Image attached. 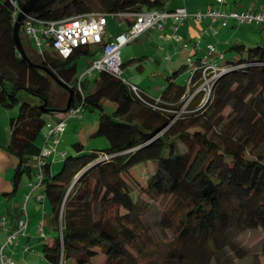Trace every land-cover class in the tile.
<instances>
[{
    "label": "trees",
    "instance_id": "trees-1",
    "mask_svg": "<svg viewBox=\"0 0 264 264\" xmlns=\"http://www.w3.org/2000/svg\"><path fill=\"white\" fill-rule=\"evenodd\" d=\"M171 1L69 0L40 18L173 11ZM13 10L9 0H0V107L18 108L9 120L6 147L19 160L11 195L25 178L37 181L48 117L59 122L76 109L80 115L97 112L89 139L108 143L88 150L76 142L57 172L51 158L43 166L42 194L59 233L50 242L43 239L45 264H93L100 254L104 264H263L264 239L256 253L238 237L248 230L264 232V43L231 45L227 52L235 58L226 62L229 69L212 83L204 102L200 68L190 84L177 82L187 63L167 76L159 98L108 71L97 72L88 89L78 76L79 59L100 55L104 45L96 52L80 47L65 58L48 41L49 50L34 55L21 28L30 62L74 91L68 107L70 91L61 87L63 101L53 78L19 53ZM132 23L127 19V27ZM190 94L195 97L185 102ZM150 163H156L155 171L142 184L133 171ZM15 214L17 222L25 215L22 209ZM162 244L157 258L145 260Z\"/></svg>",
    "mask_w": 264,
    "mask_h": 264
},
{
    "label": "rangeland",
    "instance_id": "rangeland-1",
    "mask_svg": "<svg viewBox=\"0 0 264 264\" xmlns=\"http://www.w3.org/2000/svg\"><path fill=\"white\" fill-rule=\"evenodd\" d=\"M29 0H21L22 4H27ZM69 1V0H68ZM66 1L65 3H67ZM197 2V6H203L200 9L206 10L209 5L214 4L211 7H216V8H221L222 10L226 11H236V10H242L250 7V4L252 2H256L259 6H262L264 9V0H225L224 5H217L215 3V0H195ZM64 3V4H65ZM118 18H115V21L113 18H109V34L111 33H116L119 32L120 30H124L122 28V23L119 24ZM219 23H217L218 25ZM154 33V44L156 45L155 47L157 48L154 50V52L149 53V51L153 50L154 48L151 49L150 45V40H147V34L140 37L137 42H132L129 45L125 46L121 50V61L122 63H126L130 61L133 58H138L140 56H143L142 51L148 55L149 57L145 59L142 62V65L145 66V70L143 72H138L136 66L137 64L130 65L125 71L121 73V77L128 82H131L133 84H136L140 86V88H143L146 90L149 95L152 98L158 97L161 93L160 91V86L165 84V75H170V69L171 72L177 71L180 66L184 63L186 64V56L182 54V51L184 50L182 47H180V55L176 56L174 55V49H170L168 52V55H166L167 52H162L161 45L160 43L157 42V37H158V30H153ZM229 35H233L230 36ZM218 37H220L218 40L214 41L215 45L218 47L216 52L213 54V56L208 55V49L207 47L202 48L201 54H202V61L200 62H195L192 65V68H202L204 65H206L208 62H211L213 60L215 63L218 64L220 67H224L226 62L229 60H234V56L232 53L227 52L228 49L231 47V45L235 43L239 44H247L250 46H256L260 43H264V25H256L253 23L249 24H242V25H237L235 22H231L230 25L226 28H221L218 33ZM23 38L24 41L29 42V38L23 33ZM224 39L223 43H221L220 39ZM205 39H209L208 37H205ZM146 40V41H145ZM230 42V43H229ZM179 45V44H177ZM206 46V45H205ZM29 49L31 53L34 55L38 54V48L35 46V44L31 41L29 44ZM95 49H99L96 47H92V50L95 51ZM183 49V50H182ZM44 50H49V45L48 43L45 45ZM190 50V48L188 49ZM223 50V51H222ZM221 51H222V56H221ZM158 53V63H152L151 58L155 56V53ZM162 52V53H161ZM157 55V54H156ZM170 56L173 57V61L169 62L168 58ZM97 55L93 54L92 56H83L79 59V66H78V76L81 78V80L84 83H89L92 87L94 85L95 77L97 75V72H94L92 75L86 74L87 69L92 66L93 61L96 59ZM193 60L195 58L193 57ZM190 66L186 69L184 73H182L178 79L177 82L179 84H188L187 81L190 78ZM210 76H208L207 80L209 79ZM204 87H207L205 85ZM55 91L60 97L63 99V101L66 100L67 96L63 92V89L56 85L55 86ZM89 91H86V93ZM211 92V91H210ZM210 92L206 91L205 97H204V102L209 99ZM191 96L186 97L185 102H187L189 99L190 101L195 97V95L190 94ZM184 111V110H183ZM18 113V108L14 109L13 111H8L0 107V132L1 134L3 133L2 131V124L6 122L7 119V124H9L10 117L13 115H17ZM181 113V112H180ZM179 113V114H180ZM228 113V112H227ZM81 118L79 117H71L70 119L67 120V126H66V131L63 135H60L57 137L59 141V145L57 146V151L55 154L52 155L51 159L54 160L53 162V168L54 171L57 172L61 168V164L63 162V157L61 156L62 152H73V147L72 145L75 144L76 142H82L85 144L86 148L89 149H104L108 147V143L104 139H89L92 133L96 130L97 124H98V113H92L89 111H83L81 113ZM46 132V129H45ZM156 168V163H150L148 165H139L137 168L134 169L133 175L135 179L142 183L145 184V181L147 179V174L149 172H154ZM33 202L37 204L36 210H33ZM20 206L22 208L25 207V199L21 201ZM157 206H162L161 202L157 200L156 202ZM28 211L29 214L32 215L33 211L36 213H33L34 217L31 216V228H35V222L34 220L36 219V227L37 225L39 226L40 222L45 220V217L47 218L48 224H49V229L47 228V231L45 232L48 234V238L46 239H53V237L58 236L59 233L58 231H54L53 226L51 224V217H52V212H51V207L49 204V201L47 199L44 200L43 203L41 201H35L33 198L29 202L28 206ZM47 209V214L44 213V211ZM30 228V229H31ZM39 229V227H38ZM31 236V240L29 243V251L24 250L22 247L16 248L14 247L16 245V240L15 242L10 245L6 251L9 252L10 249L13 248L14 254L13 257H11L12 261L14 264H45V260L43 258V236L41 233L37 232V228L33 229V231L29 232ZM28 233V234H29ZM169 241L173 239L172 236L168 237ZM264 239V232L261 229L258 230H248L242 234L239 235L238 241L245 247L253 250V252L258 253V247L260 242ZM165 240L164 243L167 244L166 238L163 239ZM25 244L26 240H22ZM20 242V241H19ZM19 245V244H18ZM23 245V243H22ZM165 246L162 244L161 247H154V249L150 252H148V255L145 257V260H152L154 258L158 257V250H164ZM254 256L252 257V259ZM262 263L264 264V259L261 258ZM105 263V256L104 255H99L97 258L93 260V264H104ZM69 264H74V263H69Z\"/></svg>",
    "mask_w": 264,
    "mask_h": 264
},
{
    "label": "built area",
    "instance_id": "built-area-1",
    "mask_svg": "<svg viewBox=\"0 0 264 264\" xmlns=\"http://www.w3.org/2000/svg\"><path fill=\"white\" fill-rule=\"evenodd\" d=\"M13 10V18L16 22L22 9L21 0H9ZM225 0H215L217 5H224ZM122 20V23L127 25V19L132 20L130 27L126 26V30L114 36L113 39L108 42H104V37L107 32V26L109 17L102 13H91L71 18H66L60 21H44L36 14H30L23 20L24 34L35 44L38 48V53L42 54L46 43L49 41L52 47L60 55L67 58L73 51L80 47H102L101 56L93 61V64L87 70L86 74L89 76L94 72L108 71L115 75H121L122 61L121 50L136 41L144 33L152 28H157L160 31L164 30V27L169 20L175 22L173 40L177 44H181L182 48L188 50L190 48L188 43H183L182 38L178 36V28L183 25L186 19L194 20L198 23L209 22L210 25L219 23L223 28L230 25L231 22H235L237 25L253 23L256 25H264V10H243V11H226L221 8L210 7L206 11H199L196 13H189L186 8L179 7L173 11H149L143 13H128L118 16ZM161 38H164L161 36ZM216 52V47H208V55L213 56ZM186 63L190 66V78L187 83H191V77L194 75L196 69L192 68L195 63L193 56L190 55L186 59ZM203 83L198 91L210 92L212 89V83L218 78L220 74L226 72L229 68L226 65L223 67L218 66L213 60L208 62L202 68ZM209 79L207 80V78ZM207 85V87H204ZM136 94L138 88L133 86ZM71 117H79L80 109L73 110L69 116L59 122H48L46 125V132L44 133V143L41 154L36 158L38 166V174L36 183H31L33 190L42 189L43 173L42 168L46 161L49 160L53 154L57 151L59 141L58 136L63 135L66 131L67 120ZM64 157L65 153H61ZM31 194L26 198H30ZM39 200L44 199V195L41 193L38 196ZM26 209L24 208V212ZM7 222L6 217L2 218V224L5 226ZM28 228V218L21 219L18 222L17 229L10 233L4 246L0 249V264H14L12 259L5 253L9 245H12L15 240L16 245L19 244L21 238L26 237V230ZM29 250L28 247L25 248Z\"/></svg>",
    "mask_w": 264,
    "mask_h": 264
},
{
    "label": "crops",
    "instance_id": "crops-1",
    "mask_svg": "<svg viewBox=\"0 0 264 264\" xmlns=\"http://www.w3.org/2000/svg\"><path fill=\"white\" fill-rule=\"evenodd\" d=\"M213 5L214 4L209 5L208 8H210ZM169 7L171 9L184 7L187 9V11L189 13L206 11L208 9V8L206 10H204V8L200 9L203 6H199V5L197 6V2L195 0H172L169 4ZM243 10H264V9L262 6H259L254 1L250 4V7L246 8V9L238 10V11H243ZM113 19L115 21V18H113ZM118 21H119V24L122 23V20L119 18H118ZM126 26L124 23H122V28H124V30H120L119 32H116L115 34L114 33L109 34V29H108L109 23H108L107 32L105 34V39L107 41L113 39L114 36H116L117 34L124 32L126 30ZM174 26H175V22L173 20H169V21H167L163 31H160L159 29H157L158 30L157 42L160 43L162 52H167L166 55H168V52L172 48V49H174L173 50L174 55L178 56V55H180L179 50H180V47H182V45L181 44L177 45V43L173 40V35H174V29L173 28H174ZM221 28L222 27L219 24L218 25L217 24L210 25L209 22L198 23L194 20L186 19L184 21L183 25H181L177 31L178 36H180L182 38V42L188 43L190 46V50H185V49L183 50L182 49L183 50L182 54L184 56H186V59L190 55H192V56L196 55V57H194L195 58L194 62L202 61V54H201L202 48L207 47V49H208L209 46H214V47H216V50L218 49V47L213 42L220 38V37H218V33H219V30ZM153 30H156V28H152L142 35V36H144L147 34V37H146L147 40L149 39L151 41L150 42L151 49L154 48L152 51L150 50L149 53L154 52V50L157 49L155 47L156 45L154 44L155 37H154ZM161 36H163L164 38H161ZM230 36H233V35H229V37ZM205 37H208L209 39H205ZM137 40L134 42L136 43ZM220 41H221V43H223L224 39L221 38ZM95 50H97V49H95ZM140 51H142L140 53H142L143 56H140L136 59L133 58V59H135V61L133 63H129V61L124 63L125 64L124 71L128 67H130V65L137 64V63H138V65L136 66V68H137L138 72H143L145 70V66L142 65V62L145 59H147L149 56L143 52L144 50H140ZM222 51H221V56H222ZM94 52H96V51H94ZM158 53L159 52L155 53L154 54L155 56H153L151 58V61L153 64L154 63L160 64L158 61V58H157ZM100 56H101V53H100V55H97L96 59L99 58ZM173 57L174 56H170L168 58V61L172 62ZM139 66H141V69H138ZM169 72H170V74H172L171 69ZM164 75H165V80H166L167 76H169V75H166V74H164ZM134 85H136V84H134ZM136 86H138V85H136ZM164 86H165V84L160 86L159 89H160L161 93L158 97H155V98H159L161 96ZM138 87H140V86H138ZM87 88L92 89V86L88 83ZM141 89H143V88H141ZM144 91L147 94H149L146 90H144ZM48 120H49V122H53V123L56 121L55 119H52L51 117H48ZM1 126H2L3 133L1 134V132H0V249L4 246L8 235L17 229V225H18L17 221L18 220L16 219V216H15L16 215L15 210L16 209L24 210V208H25L26 213L24 212L25 215H23L21 219L28 218V228L26 230V237L21 238L19 245L14 246L16 248L22 247L25 250L26 247H29L28 245H29L30 240H31V236H30L29 232L33 231V229L37 228V232L41 233V235L43 236V239L48 238V234H46L45 232L47 231V228L49 227V224H48L49 221L45 217V220L43 222L41 221L39 226L37 225V227H36L37 221L35 219L34 220L35 228H33V229L31 228V222H32L31 216L34 217L33 213H36V212L33 211L32 215L29 214V211H28L29 202L32 200V198L35 201H39L37 196L42 193V189L33 190L32 186H31V183H33V180H30L29 178H25L22 181L19 190L14 195H11L14 191L13 178H14L16 169L19 165V160L16 156H14L13 154L9 153L6 150V147L9 145L10 135H11L9 124H7V119H6V122H4ZM52 161L54 162V160H52ZM52 169L54 170L53 165H52ZM30 194H31V196L27 200L26 197ZM24 199H25V207L22 208L19 203L21 201H23ZM44 200L45 199L40 200L41 203H43ZM32 206H33L32 207L33 210H36L37 204H35L33 202ZM44 213L47 214V209L44 211ZM3 217H6V219H7L5 226L2 224V218ZM52 218H53V215L51 217V224H52L53 229L55 231V228H54V225L52 222ZM38 227H39V229H38ZM23 239L26 240L25 244L22 241ZM52 240L47 239V241H49V242ZM22 243H23V245H22ZM14 247H12V249H10L9 252H7V251L5 252L10 258L13 257V254H14L13 248Z\"/></svg>",
    "mask_w": 264,
    "mask_h": 264
},
{
    "label": "water",
    "instance_id": "water-1",
    "mask_svg": "<svg viewBox=\"0 0 264 264\" xmlns=\"http://www.w3.org/2000/svg\"><path fill=\"white\" fill-rule=\"evenodd\" d=\"M57 0H49L46 3L42 4V5H38V0H29L27 4H22L21 5V13L17 19V21L14 24V39L18 48L19 53L22 55V57L28 62L30 63L33 67L35 68H39L44 70L45 72H47L52 78L53 80L62 88L70 91V99L68 102V107H70V103L73 97V90H70L68 88V86L61 80L59 79L52 71L40 66V65H35L33 63L30 62L28 56L25 53L24 47H23V43H22V38L20 35V31L23 25V20L26 16L30 15V14H36L38 17H40L43 13H45V11L51 9L54 7V4Z\"/></svg>",
    "mask_w": 264,
    "mask_h": 264
},
{
    "label": "flooded vegetation",
    "instance_id": "flooded-vegetation-1",
    "mask_svg": "<svg viewBox=\"0 0 264 264\" xmlns=\"http://www.w3.org/2000/svg\"><path fill=\"white\" fill-rule=\"evenodd\" d=\"M47 1H49V0H38V5H42V4L46 3ZM66 1H68V0H57V1L55 2L54 6L62 5V4H64Z\"/></svg>",
    "mask_w": 264,
    "mask_h": 264
}]
</instances>
